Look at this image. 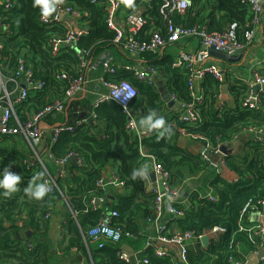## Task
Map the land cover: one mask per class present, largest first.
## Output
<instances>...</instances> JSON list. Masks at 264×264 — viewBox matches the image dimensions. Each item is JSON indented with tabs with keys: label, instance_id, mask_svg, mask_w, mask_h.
Returning <instances> with one entry per match:
<instances>
[{
	"label": "trees",
	"instance_id": "obj_1",
	"mask_svg": "<svg viewBox=\"0 0 264 264\" xmlns=\"http://www.w3.org/2000/svg\"><path fill=\"white\" fill-rule=\"evenodd\" d=\"M191 1L192 6L185 16H173L178 24L185 27L206 25L210 32H222L236 23L240 42L247 44L246 33L253 29L256 37L262 15L260 24L255 26L253 13L239 0ZM163 2L132 0L124 4L122 11L126 14L142 10L147 17L148 23L142 32L144 40H148L156 29L166 34V21L160 14ZM65 4L82 12V17L74 25L86 29L87 34L76 41L77 48L62 45L60 54H54L50 39L64 37L66 27H48L41 23L43 8L38 0H13L9 9L0 0V29L10 24V30H0V71L7 79L8 90L13 91L20 59L25 61L27 69L33 71L34 79L45 84L41 90H33L27 100L16 106L20 121L26 123L32 114L47 104L64 98L67 83L59 81L57 76L61 73L69 77L78 76V50L89 53L93 63L108 52L114 57L117 71L106 72L101 64L93 71L97 77L103 76L108 81L127 80L136 87L137 96L129 109L137 119L150 121L148 127L152 131L142 140L145 147L142 154L139 148L141 142L127 128L129 114L117 102L97 104L95 93L68 101L66 115L58 114L55 118L48 115L45 118L48 124L61 123L65 130L54 143L52 136L47 138L52 155L47 165L49 162L57 164L70 155L77 157V160L69 159L74 164L69 169V175L57 179L66 192L65 198L57 191L48 192L44 182L48 173L31 165L32 151L27 153L19 146L18 135L0 134V173L6 166H11V171L22 178L17 191L11 196H4L3 189H0V264H53L52 255L56 251L51 250L52 243L46 240L50 221L46 215L49 212L53 214L60 206L70 212L62 223L61 249L56 252L63 253L60 256L81 253L86 258V264H146L145 261L150 264H174L175 255L160 257L154 245L145 248L149 236L157 235L151 223L155 220L157 194L148 191L141 179V167L150 159L148 156L154 157L171 173V188L181 189L180 198L174 206L183 212V216L175 217L165 212L163 221L169 228V232H165L167 236L171 237L176 231L198 235L214 226L225 229L206 252L199 250V244L191 245L187 253L188 263L229 264L232 255L246 262L240 251L242 246L245 245L250 252H257L264 244L262 236L257 233L259 225L257 227V223L249 222L248 215L241 216L242 209L251 200L256 202L257 210L262 209L258 201L264 200V139L259 141L252 136L244 142V146L251 150L250 154L247 151L238 153L235 147L237 139L249 129L264 128V89L255 90L260 96V103L256 108H250L249 85L231 79L228 71L224 82L211 75L201 80L194 96L188 83L190 70L176 66L178 54L170 52L161 56L159 52H146L137 58L128 55L116 42L117 32L106 22L108 0H65ZM142 63L147 69L157 72L156 84L140 80L122 67L124 64ZM260 72L264 74V69ZM224 83H228L230 99L223 97ZM161 85L165 89H161ZM93 89L95 91L96 88ZM163 90L175 95L181 102L195 103L199 121L193 124L181 120L180 108L176 104H167ZM71 127L74 129L69 130ZM185 136L210 146L208 152L211 156L223 143L230 144L233 152L216 166L212 160L204 159L202 153L195 154L181 147L180 139ZM78 158L82 159V164L77 163ZM108 168L125 182L124 187L111 185L102 189L97 186L104 173L109 176ZM186 172L200 175V179L191 181L192 192L185 197L183 192L187 182L183 174ZM49 174L52 175L50 169ZM38 185H44L46 189L42 196L35 197L26 191L34 190ZM209 193L215 196V201L206 197ZM92 196H106L104 207L92 209L89 202ZM114 211L118 215L110 217ZM73 213L77 214L76 219ZM106 219L134 237H124L121 243L105 239L92 241L86 234L87 230ZM23 225L32 232L31 236L23 233ZM123 244H129L135 251L129 262L119 255ZM178 264L185 263L180 261Z\"/></svg>",
	"mask_w": 264,
	"mask_h": 264
},
{
	"label": "built area",
	"instance_id": "obj_2",
	"mask_svg": "<svg viewBox=\"0 0 264 264\" xmlns=\"http://www.w3.org/2000/svg\"><path fill=\"white\" fill-rule=\"evenodd\" d=\"M108 1L110 4L108 6L109 12L106 19L107 25L117 32L116 42L119 43L130 56L139 57L146 52H160L166 46L176 44L182 39L197 38L200 40V49L196 53L181 51L178 53V59L176 62V66L188 68L190 70L188 83L194 96H196L198 92V83L209 75L221 82L225 81V74L227 71L220 68L216 64H208L207 62L212 57L209 52L211 49L226 52L229 56H238L241 52L245 53L248 46L253 43L255 37V29H253L246 33L248 45L240 42L236 30V23L232 24L228 29L222 32H210L207 30L206 25L185 27L181 24H178L173 19V16L175 14H178L182 17L185 16L188 9L192 6V1L164 0L160 8V14L166 21V34L164 35L161 31L156 29L152 32L148 40H144L142 38V32L148 23V19L143 11L138 10L126 14L124 20L126 25L123 28L122 26L120 27L116 24V13L121 8V1ZM2 2L5 4V7L9 9L12 6L13 0H2ZM56 2V10L58 15H50L44 10L40 16V21L41 23L48 25V27H52L54 25H64L66 27L67 32L64 37L55 36L50 39L52 52L54 54H60V47L62 45H65L64 47L69 46L72 48H77L76 41L82 36L86 35L87 31L86 29H79L77 25H74V22L82 17V12L80 10L66 5L65 0H56ZM239 2L248 6V8L253 13L252 22L255 26H258L261 21V15L264 12V0H239ZM60 15H69V20H62ZM0 30H10V24L4 25ZM1 48L2 46L0 45V49ZM78 55L80 64L78 76L69 77L66 73H61L57 76L59 81L67 83L64 98H57L53 102L47 104L40 111L32 114L26 123H22L20 121L16 111V106L22 101L27 100L29 96H31V92H33V90H41L45 84L34 79L33 71L25 67V61L22 59L19 60V67L16 71L18 78L13 80L16 82V88L13 89V91L6 89L5 84L7 79L0 71V134L18 135L22 136L23 139L26 140V143L31 148L33 153L30 159L31 165L38 166L48 173V177L44 179L46 189L49 193H55L57 191L63 198H65L66 192L63 191L59 186L57 179L63 177L65 173L64 171H60L57 176L49 174L47 162L49 158L52 157V155L49 153L47 142L44 143L45 129L42 128L41 123L46 122L45 118L48 115H52L53 118H55L58 114L65 113L66 115L67 102H70L73 98H78L82 94L86 92L88 93L90 91L88 89V86L91 84L89 72L94 70L95 66L93 65V62H91L89 53L78 50ZM0 59H2L1 56ZM98 60V65L101 64L104 71L109 73H115L117 71L112 54L107 52L103 54ZM122 67L125 70L134 73L135 76L140 80H146L150 84H156L158 82L157 72L153 69H147L141 64H124ZM260 69H264V58L251 66L250 79L243 81L250 87L248 100L250 108H256L260 103V96L255 90L264 89V74L260 72ZM21 78L25 87H18L21 84ZM97 80L98 85H95L97 87L95 92L97 96L96 103L101 104L104 102L113 101L117 102L124 108L125 112L129 114L127 128L134 132L139 142H141L139 148L141 153L144 154L145 147L142 144V140L148 136L149 133H151L152 128H139L137 125L138 119L131 114L129 109L133 100L137 96L136 87L127 80L108 81L103 76H99ZM257 86L260 88H257ZM167 99V103L169 105L176 104L180 108L181 120L193 124H196L199 121V114L197 112L195 103L181 102L175 95L169 94ZM73 129V127L69 128V130ZM51 130L52 141L54 143L58 139L60 133L65 130V127L61 125L59 127H54ZM248 131L257 132L264 136L263 127H254ZM221 145L219 146L216 153L220 154L222 161L225 158V155L220 151ZM227 145L232 148L230 144ZM204 146L206 152L211 149L210 146ZM206 152L202 153L204 159H206ZM73 157L77 159L76 156L70 155L65 157L63 160L58 161L57 164L63 166L67 164L69 159H72ZM148 157L150 160L152 159V166L148 169V172L141 169V179L144 182L146 188H148V186L151 184L154 185V188H156L155 186H157L158 182L153 183L149 175L151 172H154L157 178L161 177L163 179L165 193H161L158 187L154 190V192L157 194L154 209L155 220L151 221V223L154 225L157 235L155 237L149 236L146 241L145 248L154 245L155 252L158 256L165 257L173 254L175 255L174 264H178L180 261L184 262L185 264H189L187 261V253L191 245L199 244V250L206 252L209 250L212 242L218 241V238L222 236V234L225 232V229L220 226H214L198 235H195L191 232L176 231L171 237L167 236L165 232H169V228L167 226V222L163 221L165 212H168L175 217L183 216V212L174 206L176 201L180 198L181 189L171 188V173L166 170L163 164L158 162L154 157ZM77 162L78 164L83 163L81 158H78ZM111 173L113 174H110L109 176L104 173V175L99 179L97 183L99 188L106 189L111 185L117 188L124 187L125 182L120 180L116 173ZM236 180L237 179H235V181ZM206 197L211 201L216 200L215 196L210 193ZM89 202L92 209H98L104 207L105 203L107 202V198L106 196H92ZM258 204L264 206V200L258 201ZM256 209V202L251 200L242 209L241 216H249V214ZM51 214L52 213L49 212L46 215V219H50ZM116 215H118V212L114 211L111 213L110 217ZM73 217L76 219L77 214L73 213ZM107 220L108 219L100 220L97 224L87 230L86 234L92 241L105 239L114 243H121L124 237H134L133 234L125 231L122 227L114 226ZM257 233L261 235L263 239L264 222L260 221ZM204 239H207V243L204 242ZM100 246H103V244H100ZM175 247L176 250H174ZM263 247L264 244L261 245L260 250L263 249ZM119 255L122 259L128 262L132 256L129 252H126L124 248L121 252H119ZM229 261V264H246V262H242L233 255L230 256ZM144 263L150 264L148 261H145ZM262 263H264V258L262 259L261 264ZM80 264H86V262L82 261Z\"/></svg>",
	"mask_w": 264,
	"mask_h": 264
},
{
	"label": "crops",
	"instance_id": "obj_3",
	"mask_svg": "<svg viewBox=\"0 0 264 264\" xmlns=\"http://www.w3.org/2000/svg\"><path fill=\"white\" fill-rule=\"evenodd\" d=\"M40 6L43 8V11H47L50 15H52V11L57 9V2L56 0H38ZM122 2V8L121 10L118 11V13L116 14V24L118 26H122L123 28L125 27V12H123V7L124 4H126L127 2H132V0H121ZM184 20L187 19V16L185 18H183ZM200 49V40H198L197 38H190V39H182L180 42L176 43V44H171L168 45V47L166 46L165 48H163V50H161L158 55L161 54L164 55L169 54L170 52H175V54L177 55L179 52L181 51H187V52H194L196 53L198 50ZM103 55V54H102ZM101 55V56H102ZM137 58H140V56H136ZM264 58V12L262 13V22L258 28V32L256 34L255 40L252 44L249 45V48L245 51L244 54V58L236 63L233 62H229V61H225V60H220L217 59L215 57H211L207 62L216 64L217 66H219L222 69H225L227 72L229 71L231 79L233 80H237V81H244V80H249L250 79V69L251 66L262 60ZM93 62V61H91ZM94 66L98 65L97 60L93 63ZM142 65H144L142 63ZM145 66V65H144ZM89 76H90V85L88 86V89L90 90L88 93H95L97 90V87L95 85H98V80H97V73H95L93 70H91L89 72ZM11 80V79H10ZM24 81V80H23ZM14 86L12 87V89L16 88V82H14ZM7 82L5 84L6 89L7 88ZM161 84V83H160ZM18 87H25L24 84L22 83V78H21V84ZM96 88L95 91L93 88ZM258 88V87H257ZM161 89H165V87L163 85H161ZM229 88L228 89H224L223 88V97L224 99H230V95L228 93ZM87 92L82 94L81 96L83 97V95H87ZM168 93L166 90H163V98H166L165 100H167V96ZM18 96V95H17ZM168 104V103H167ZM149 123H146L145 127H148L150 125V121H148ZM55 125V124H54ZM53 124H49L48 126H54ZM45 129V128H44ZM53 128H46L45 129V139H44V143L47 142V138H50L52 135V130ZM250 133V134H249ZM252 136H255V138L257 140H263L264 136L262 134H259L257 132H245L244 134H242V136H240L237 141V147L236 148V152L240 151V152H244L247 151L248 154H250L251 150L249 149V147H245L244 146V142L248 139L251 138ZM259 137V138H258ZM18 140V144L22 149L26 150V147L28 148V144L26 143V141L23 139V141L20 142L21 138L16 137ZM254 139V138H253ZM26 143V144H25ZM179 145L185 149H187L188 151L198 154V153H203L206 152L205 146L202 142L192 139L191 137H182L180 139ZM254 146V144H251ZM236 146V145H235ZM44 147V145H43ZM42 147V148H43ZM235 151V149H234ZM239 153V152H238ZM77 160V159H76ZM48 163V162H47ZM72 160L69 161V163L65 164V165H58V164H54L49 162V166L48 169L52 170V175L53 176H57L58 173H60V171H64V177L66 178L69 174V169L71 168L72 165ZM78 163V162H77ZM76 163V164H77ZM152 166V159L148 160L147 162H145L143 164V166L141 167L142 170H145L146 172H148V169ZM113 170L108 168L107 173L113 174L111 173ZM186 190L183 192L184 196H189L188 192H192V183L191 180H187L186 181ZM194 185V184H193ZM190 187V188H189ZM202 187V186H201ZM189 188V189H187ZM203 188V187H202ZM156 188H154V185H150L148 186L147 190L148 191H152L154 192ZM207 192V191H206ZM111 202L113 200H110ZM70 214L69 211L65 210L64 206H60L57 207L55 209V212L53 214H51L50 221L47 225V229H48V236L46 238V240L50 241L52 243V249L56 252L59 251V249H61V245H60V241H61V232H62V223L66 220V218L68 217V215ZM24 219L26 218V216H23ZM264 217V206H262L261 210H254L252 211L249 216H248V221L251 223H257V227L258 225H260V220ZM259 218V219H258ZM262 221V220H261ZM23 229V233H26L29 236L32 235V232H30V230H28V227L23 225L22 226ZM264 243V240H263ZM125 245V244H123ZM131 249L132 252H129L131 255H134L135 251L133 250V248L127 244ZM174 250H176V247L174 248ZM241 252H243L242 254L246 257V262L247 259L249 257V255L253 252H250L247 247L245 245L242 246V248L240 249ZM56 252L53 253L52 255V262L53 264H80V262L84 261L86 262V258L83 254L78 253V254H73V255H67V256H60L63 255L62 254H57ZM76 251H73V253H75ZM132 257V256H131Z\"/></svg>",
	"mask_w": 264,
	"mask_h": 264
},
{
	"label": "water",
	"instance_id": "obj_4",
	"mask_svg": "<svg viewBox=\"0 0 264 264\" xmlns=\"http://www.w3.org/2000/svg\"><path fill=\"white\" fill-rule=\"evenodd\" d=\"M52 15L57 16L58 15L57 10L52 11ZM60 17L62 20H69V15H60ZM209 52H210V55L212 57H215V58L220 59V60L233 62V63H236V62L242 60L244 58V54H245L244 52H241L238 56H229L226 52L216 51L215 49H211ZM91 61H92V59H91ZM257 87L260 88L259 86H257ZM223 88L225 90L228 89V84H224ZM83 96H85V95H83ZM77 99L78 98H73L70 102L77 100ZM146 123L148 124L149 122L147 120H143V119H138V121H137V125L139 128H144L146 126ZM61 125H62L61 123H58V124H55L54 126H48V124L46 122L41 123L42 128H45V129L46 128L59 127ZM220 151L225 156H228L233 152V149L230 148L229 145H227V144H222L220 147ZM72 159H76V158L73 157ZM220 171H222V169H220ZM149 175H150V178H151L153 183L158 182L157 186H155V187L156 188L158 187V189L161 193H165V187L163 185V179L161 177L157 178V176L154 172H151ZM259 220L260 221L262 220V222H264V217L262 219H259ZM28 235H30V234H28ZM263 240H264V235H263ZM204 242L207 243V239H204ZM123 248L126 252H132V249L127 244L123 245ZM263 258H264V247H263V249H261L257 252L251 253L247 259L246 264H261Z\"/></svg>",
	"mask_w": 264,
	"mask_h": 264
},
{
	"label": "clouds",
	"instance_id": "obj_5",
	"mask_svg": "<svg viewBox=\"0 0 264 264\" xmlns=\"http://www.w3.org/2000/svg\"><path fill=\"white\" fill-rule=\"evenodd\" d=\"M21 176L11 171V166H6L2 173H0V189H3L2 194L4 196H11L17 191V186L21 181ZM30 191V195L40 197L46 191L44 185H38L34 190L26 189Z\"/></svg>",
	"mask_w": 264,
	"mask_h": 264
},
{
	"label": "rangeland",
	"instance_id": "obj_6",
	"mask_svg": "<svg viewBox=\"0 0 264 264\" xmlns=\"http://www.w3.org/2000/svg\"><path fill=\"white\" fill-rule=\"evenodd\" d=\"M21 139H20V142L21 141H23V137L22 136H19ZM26 141V140H25ZM26 144V143H25ZM210 150V149H209ZM208 150V151H209ZM26 151H27V153L29 152H31L32 150H31V148L28 146V148L26 147ZM206 152V159H210V160H212V162L216 165V166H219L220 164H221V156H220V154H214V156H211V155H209V152ZM33 154V153H32ZM183 176H184V179L187 181V180H193V179H195V178H199L200 179V175H190L189 173H184L183 174ZM202 176V175H201Z\"/></svg>",
	"mask_w": 264,
	"mask_h": 264
}]
</instances>
